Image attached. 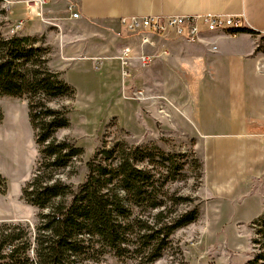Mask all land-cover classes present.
I'll return each instance as SVG.
<instances>
[{
  "label": "trees",
  "instance_id": "obj_1",
  "mask_svg": "<svg viewBox=\"0 0 264 264\" xmlns=\"http://www.w3.org/2000/svg\"><path fill=\"white\" fill-rule=\"evenodd\" d=\"M6 12L0 0V17ZM3 23L0 20V97L27 100L37 160L20 195L33 209V220L0 221V264H102L105 254L152 263L173 231L199 215L197 204L177 211L193 198L169 188L187 178L185 154L153 143L102 141L86 161L82 182L74 187L59 178L58 172L84 152L74 140L55 135L70 125L71 109L60 100L74 98L75 88L49 67V49L41 38L4 35ZM3 116L0 108V122ZM193 162L203 173L202 162ZM6 186L0 174V193ZM250 228L251 243L259 251L248 264H264V211L250 221Z\"/></svg>",
  "mask_w": 264,
  "mask_h": 264
},
{
  "label": "crops",
  "instance_id": "obj_2",
  "mask_svg": "<svg viewBox=\"0 0 264 264\" xmlns=\"http://www.w3.org/2000/svg\"><path fill=\"white\" fill-rule=\"evenodd\" d=\"M45 1L42 18L30 15L22 0L6 7L5 20L11 25L10 33L29 31L33 20L43 26L59 27L65 37L61 58L86 59L97 65L103 60L115 61L113 52L118 54L120 47L104 45L102 49L109 50L110 57L98 56L101 48L74 57L67 41L72 34L68 29L70 23L102 25L105 35L122 47L130 45L136 53L156 55L160 49L167 50V56L155 57L146 67L135 65L133 76L122 86L135 84L150 94L170 98V113L177 125L196 138L203 170L198 196L202 207L208 208L212 215L205 219L217 217L218 225L226 218L236 226L263 213L264 73L256 70V63L264 59V0ZM70 3L75 6L78 18L71 17L67 10ZM207 13L244 15V28L250 31H204L201 41L196 43L173 35L150 34L151 43L141 44L138 36L127 32L120 23L121 18L131 16ZM19 22L21 26L16 28ZM57 60L54 59V68L65 80L64 72L70 62ZM115 64L120 76L117 60ZM127 115L132 117L130 112ZM139 118L137 114L138 125ZM125 128L131 131L133 127Z\"/></svg>",
  "mask_w": 264,
  "mask_h": 264
},
{
  "label": "rangeland",
  "instance_id": "obj_3",
  "mask_svg": "<svg viewBox=\"0 0 264 264\" xmlns=\"http://www.w3.org/2000/svg\"><path fill=\"white\" fill-rule=\"evenodd\" d=\"M0 20L5 21L1 25L4 35H11V25L5 20V16H1ZM32 23L29 31L21 30L18 34L29 32V35L41 38L42 45L49 49L48 65L52 70H57L53 65L56 58L60 62H70L65 69L64 78L75 88L74 98L60 100L71 109L70 125L59 129L55 135L57 138L74 140L84 152L68 168L58 172L57 176L76 187L85 177L86 161L102 141L108 145L118 140L129 145L153 143L168 152L185 154L187 178L170 183L169 188L193 198L192 204L178 205L177 211L187 210L197 204L199 215L193 222L175 229L162 255L150 264H248L253 254L259 251V246L251 243L254 235L250 228L251 220L234 226L226 218H222L218 225L215 224L217 217L205 219L211 213L204 205L202 207L198 196L203 174L193 162L195 159L202 162L200 151L196 147V138L182 130L174 116L172 117V100L136 88L135 84L122 86L121 75H118L115 67L117 59L112 57L116 52L111 56L115 61L103 60L98 65L86 59L73 61L61 58L64 56L62 49L65 40L61 29L48 24L43 26L38 20H33ZM68 27L72 34L67 41L74 57L95 53L104 45H111L115 49L120 47L119 50L122 47L119 42L105 35L106 29L97 23L74 21ZM109 52L102 49L97 53L98 56L110 57ZM133 65L140 67L137 62ZM133 90L142 91L138 95L141 99L133 95ZM0 108L4 114L0 122V174L7 184L5 193H0V221H32L33 209L20 198L21 188L33 176L37 160L34 130L28 120L27 100L1 96ZM128 112L135 121L128 117ZM137 114L142 118H139V125L136 121ZM125 126L133 128L129 131ZM166 220L167 218L164 219ZM102 264L143 263L139 258H117L112 254H105Z\"/></svg>",
  "mask_w": 264,
  "mask_h": 264
},
{
  "label": "built area",
  "instance_id": "obj_4",
  "mask_svg": "<svg viewBox=\"0 0 264 264\" xmlns=\"http://www.w3.org/2000/svg\"><path fill=\"white\" fill-rule=\"evenodd\" d=\"M21 0H3L4 7H9L11 4ZM25 3L28 13L42 18L45 0H22ZM7 9V8H6ZM67 10L71 13V17L78 18L79 14L75 11V6L70 3L67 5ZM124 29L138 36L141 44L151 43L150 34H156L162 37L170 35L185 39L190 43L199 42L204 31H219L226 30L230 33H237L235 30L244 27L246 20L244 15H223L218 13L207 14H176V15H151V16H131L120 19ZM19 22L15 27L19 28ZM13 32V30H12ZM168 51L160 49L156 55L135 53L130 45L123 46L118 54L114 57L118 60L120 67V75L123 83H126L131 78L134 63L137 62L141 67H146L151 64L157 56H167ZM256 70L264 73V59L258 60ZM140 90H133V95L137 99H141L138 95Z\"/></svg>",
  "mask_w": 264,
  "mask_h": 264
}]
</instances>
